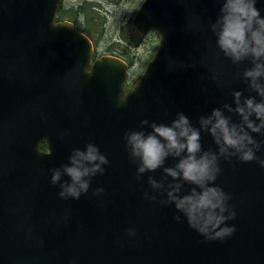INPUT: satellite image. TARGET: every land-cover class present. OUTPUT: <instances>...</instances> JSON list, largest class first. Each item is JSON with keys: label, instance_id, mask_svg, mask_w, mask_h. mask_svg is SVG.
<instances>
[{"label": "water", "instance_id": "obj_1", "mask_svg": "<svg viewBox=\"0 0 264 264\" xmlns=\"http://www.w3.org/2000/svg\"><path fill=\"white\" fill-rule=\"evenodd\" d=\"M61 2L0 0V264H264L258 161L219 157L210 186L228 194L235 216L224 223L235 230L208 239L149 185L148 176L160 180L162 168L137 178L124 139L126 131L141 130L142 120L170 124L177 112L197 128L214 108L239 123L223 109L235 107L232 93L260 99L242 75L250 62L234 64L216 44L211 24L221 0H143L133 23L142 33L157 31L160 43L129 91V63L107 55L91 65L90 38L75 23L56 21ZM255 6L264 16V0ZM49 124L64 125L66 144L42 153L39 141L49 139ZM250 134L264 159V134ZM89 142L109 161L104 172L91 177L78 199L60 197L50 170ZM200 143L218 151L207 131ZM174 163L169 157L164 166ZM192 187L184 182L181 194Z\"/></svg>", "mask_w": 264, "mask_h": 264}, {"label": "clouds", "instance_id": "obj_2", "mask_svg": "<svg viewBox=\"0 0 264 264\" xmlns=\"http://www.w3.org/2000/svg\"><path fill=\"white\" fill-rule=\"evenodd\" d=\"M256 2L221 0L219 15L211 24L216 44L223 54L234 64L245 60L251 64L242 75L249 89L260 99L255 96L242 98L241 91H234L235 107L227 103L223 105V109L240 117L239 123L232 122L220 108H214L209 115L199 117V128L193 126L183 112H177L170 124L144 119L140 122L141 130L124 133L128 154L137 164V178L146 171L162 168L164 175L160 180L148 176L149 185L166 193V199L161 202L174 204L175 209L184 214L189 226L208 239H223L235 230L234 226L224 223L235 216L227 205L228 194L219 187L210 186L220 172L219 157L229 159L235 156L243 162L256 160L264 167V159L256 156L260 142L250 134H264V16L255 6ZM145 125L151 131H144ZM202 130L211 134L218 146L217 152L202 149ZM169 157L175 160L174 165L164 166ZM68 159L69 163L50 170L51 183L60 182V197L78 199L88 191L91 177L103 173L102 166L109 161L91 142L83 150L73 149ZM62 175H67L69 180L61 182ZM169 177L172 179L168 180ZM184 182L196 187L181 194ZM103 191V188L96 189V193ZM144 195L156 199L155 196L149 197L147 192ZM174 218L180 220L179 216Z\"/></svg>", "mask_w": 264, "mask_h": 264}, {"label": "rangeland", "instance_id": "obj_3", "mask_svg": "<svg viewBox=\"0 0 264 264\" xmlns=\"http://www.w3.org/2000/svg\"><path fill=\"white\" fill-rule=\"evenodd\" d=\"M82 0H64L63 5L68 6L76 4ZM143 0H121L119 3L103 4V10L106 14V24L103 33H95L84 25L81 18H78V23L82 27H87L95 48L98 53H116L121 57L120 52H130V71H129V87L132 86L134 78L144 71L148 61L153 56L159 44V36L156 32L151 31L147 35L140 37L137 47L128 49L123 42L119 41L121 27L126 25L133 19V16ZM139 37V36H138ZM115 42V43H114ZM115 50H109V46ZM117 47V48H115Z\"/></svg>", "mask_w": 264, "mask_h": 264}, {"label": "trees", "instance_id": "obj_4", "mask_svg": "<svg viewBox=\"0 0 264 264\" xmlns=\"http://www.w3.org/2000/svg\"><path fill=\"white\" fill-rule=\"evenodd\" d=\"M121 0H82L76 4H71L68 6L62 5L60 7L59 11V17L60 18H70L73 20L78 19L79 17L82 18V21L84 25L88 26V29L98 34L102 33L104 31V26L106 24V14L103 10V7L105 3H119ZM92 26V27H91ZM85 28V27H84ZM87 28V27H86ZM85 28V29H86ZM120 38L123 42V44L128 49H133L134 47H137L138 42L140 41V38H137L135 33L133 32V29L131 28L130 22H128L126 25H123L121 27V33ZM109 46V50H115L114 48H111ZM117 48V47H115ZM130 52L123 53L120 52L124 58L130 59Z\"/></svg>", "mask_w": 264, "mask_h": 264}, {"label": "flooded vegetation", "instance_id": "obj_5", "mask_svg": "<svg viewBox=\"0 0 264 264\" xmlns=\"http://www.w3.org/2000/svg\"><path fill=\"white\" fill-rule=\"evenodd\" d=\"M88 1H91V0H88ZM104 55H105V53H95L94 59L102 57ZM49 129H50V134H51L50 139L43 138L40 140V143H39V148L42 152H49L51 150L50 145L57 147L59 145V143L61 142V128H60V126L52 124L49 127ZM64 131H65V129H63V136H64ZM63 142H64V139H63Z\"/></svg>", "mask_w": 264, "mask_h": 264}]
</instances>
